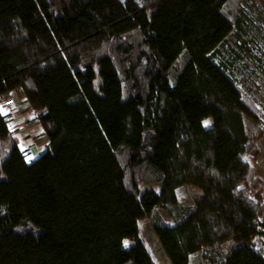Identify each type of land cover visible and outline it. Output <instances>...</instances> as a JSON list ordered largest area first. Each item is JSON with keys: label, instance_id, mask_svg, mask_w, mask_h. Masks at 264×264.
<instances>
[{"label": "trees", "instance_id": "trees-1", "mask_svg": "<svg viewBox=\"0 0 264 264\" xmlns=\"http://www.w3.org/2000/svg\"><path fill=\"white\" fill-rule=\"evenodd\" d=\"M258 12L0 0V101L23 96L49 141L28 163L0 107V264H155L144 218L172 264H264V114L243 64L264 72ZM182 187L201 197L180 206Z\"/></svg>", "mask_w": 264, "mask_h": 264}, {"label": "rangeland", "instance_id": "rangeland-1", "mask_svg": "<svg viewBox=\"0 0 264 264\" xmlns=\"http://www.w3.org/2000/svg\"><path fill=\"white\" fill-rule=\"evenodd\" d=\"M140 2L146 0H138ZM262 6L259 7V10ZM232 13V12H231ZM261 22L263 21L264 15L260 12L256 14ZM264 25V23H261ZM264 51V37L261 38L259 43ZM249 63V64H247ZM249 67L245 71L244 81H250L249 85L256 84L257 92L251 94L252 99H254L257 106L264 114V72L259 69L255 63L245 60L243 63ZM255 94V95H254ZM255 97V98H254ZM4 101L10 99H2ZM12 100L14 105L10 108L2 109V114L9 118L8 127L14 138L19 142L20 150L25 154L28 163H32L34 160L38 159L41 155L46 152V147L49 143L48 139L44 135L43 127L38 123L33 114L30 111L27 100L23 96L15 95ZM262 130L264 133V116L262 117ZM210 125V120L207 121V126ZM264 150V140L261 141ZM31 158V159H29ZM258 174L264 180V155L258 163ZM147 189H154L158 191L159 186L147 187ZM178 203L180 206H190L193 205L195 200L201 197V190L194 187H182L177 191ZM160 216L165 220V222L172 226L173 222L168 216V211L161 208L159 209ZM139 241L144 244L149 254L151 255L155 264H172L168 256L165 254L158 236L153 228L152 221L149 218H144L139 224ZM127 242V246H125ZM124 247L126 249L131 248L136 242L125 241ZM231 248V244L228 245ZM199 264V263H198Z\"/></svg>", "mask_w": 264, "mask_h": 264}, {"label": "built area", "instance_id": "built-area-1", "mask_svg": "<svg viewBox=\"0 0 264 264\" xmlns=\"http://www.w3.org/2000/svg\"><path fill=\"white\" fill-rule=\"evenodd\" d=\"M13 105H14V101L13 100H7V101L1 100L0 101V107L2 109L10 108Z\"/></svg>", "mask_w": 264, "mask_h": 264}, {"label": "snow or ice", "instance_id": "snow-or-ice-1", "mask_svg": "<svg viewBox=\"0 0 264 264\" xmlns=\"http://www.w3.org/2000/svg\"><path fill=\"white\" fill-rule=\"evenodd\" d=\"M205 126H207V122H205ZM29 159H31V158H29ZM125 246H127V242H125Z\"/></svg>", "mask_w": 264, "mask_h": 264}, {"label": "crops", "instance_id": "crops-1", "mask_svg": "<svg viewBox=\"0 0 264 264\" xmlns=\"http://www.w3.org/2000/svg\"><path fill=\"white\" fill-rule=\"evenodd\" d=\"M34 161H35V160H34ZM34 161H33V162H34Z\"/></svg>", "mask_w": 264, "mask_h": 264}]
</instances>
